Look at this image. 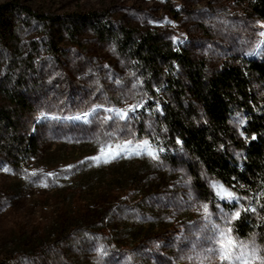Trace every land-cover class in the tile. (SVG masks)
<instances>
[{
	"label": "trees",
	"instance_id": "16d2710c",
	"mask_svg": "<svg viewBox=\"0 0 264 264\" xmlns=\"http://www.w3.org/2000/svg\"><path fill=\"white\" fill-rule=\"evenodd\" d=\"M181 1V10L201 12L207 7L223 13L225 23L233 27L238 26L233 14L238 10L245 25L264 23V0ZM15 10L40 25L41 39L26 42L11 27V20L2 18L12 17ZM89 28L116 49L117 61L106 75L87 76L91 58L72 65L65 59L64 47L80 43ZM0 30V165L30 175L25 167L41 149L34 130L40 125L39 114L55 115V129L62 137L70 135L74 146L83 150L88 143L102 145L115 136V129L125 128L162 147L165 164H178L175 153L184 155L197 186L208 192L206 175L214 199L224 209L233 211L240 204L255 207L256 213L241 211L235 230L242 237L258 230L264 241V209L260 207L264 196H259L264 192V58L235 56L213 63L157 30H144L98 12L77 22L66 21L12 0L0 6ZM43 51L62 56L61 63L39 66ZM126 70L131 79L126 78ZM56 71L60 72L57 77ZM128 85L133 87L134 99L146 103L126 126L119 120L88 126L66 120L94 106H121ZM241 118L245 122L240 133L232 121ZM81 131H86L85 137ZM83 162L45 181L69 203L51 228L52 245L62 248L53 264H107L118 259L122 264L153 263L150 255L157 250L153 243L166 238L172 228L170 212L154 200L151 162L135 164L120 158L116 164ZM213 183L223 184L242 199L238 203L220 200ZM25 256L21 264H35L31 254Z\"/></svg>",
	"mask_w": 264,
	"mask_h": 264
},
{
	"label": "rangeland",
	"instance_id": "374dc122",
	"mask_svg": "<svg viewBox=\"0 0 264 264\" xmlns=\"http://www.w3.org/2000/svg\"><path fill=\"white\" fill-rule=\"evenodd\" d=\"M10 1L0 0V6ZM12 1L51 17L63 16L66 21L77 22L93 12H98L105 18L129 23L144 30L148 28L157 30L169 35L177 46L184 45L191 48L195 53L209 58L213 63H220L235 56L264 58V35H262L264 23L251 22V24L245 25L239 19L241 15L239 10L233 12L238 22V26L233 27L229 23H225L226 18L223 13L212 12L207 7H204L201 12L196 10L190 12V9L181 10L183 7L181 0ZM213 16L218 20L212 21ZM4 17L11 20V27L17 28L16 30L26 42L41 39L43 31L40 25L30 17L17 10L12 13V17L2 16V18ZM64 48L67 53L65 59L71 65L80 59L91 58L93 60L92 67L87 71V73L89 72L87 76L106 75L110 66H113L118 58L115 47L110 43L101 42L90 28L82 35L80 43ZM60 57L43 51L42 57L38 61L39 66L43 64L57 66L61 63ZM59 73V71L54 72V76H59ZM125 75L128 79L132 78L130 70H126ZM137 103L139 102L133 97V87L128 85L122 105L113 107L126 109ZM103 109V107L99 109L100 118L93 117L91 123L69 119L80 116L83 111L77 115L67 116L66 120H71L79 126H88L93 122L108 124L101 119L107 115L102 112ZM129 115L133 116L131 113ZM52 117L56 116L39 114L36 117V122H40V125L34 130L38 134L41 149L39 156L31 160L29 167H25L30 175H26L23 171L14 172L5 165H0V262L2 263L21 264L20 260L24 259L25 255L31 254L36 260L35 264H53L56 254H60L61 246L52 245L54 234L51 228L60 213L68 208L69 203L66 196L54 189L51 184L46 183V180L55 179L59 172L65 171L70 165L90 160L89 158L98 155L101 156V159L92 160L94 164H116L117 158L112 159L106 155L107 148H105L104 154L100 152L101 146L106 142L111 143L115 150L116 144H122L127 140H132L135 143L148 140L152 149H163L152 143L147 137L138 138L135 133L120 132L116 129L114 132L117 133H113L115 136L109 138L102 145L96 146L88 143L84 150L76 148L75 140L70 135L62 137L55 129V119ZM244 122L245 119L241 118L239 121H232V125L241 133ZM81 132V136L85 137L86 131ZM164 152V149L159 152L158 160L147 154H126L120 158L136 161L135 164H138L140 160L151 162L152 182L156 185L155 203H163L164 205H162L170 212L169 227L172 228V232L163 240L153 243L155 246L157 245V250L150 255L153 262L151 264H221L217 251H207L214 246L198 239L199 237H210L213 225L222 229L231 227L233 237L245 244L254 242L261 254L264 255V241H262L258 230L248 237H242L235 230L237 219L230 224H225V215L239 210L243 204L233 211L224 209L214 199L213 191L209 187L211 182L206 175L203 176V180L205 186L209 188L207 193L197 186L195 177L188 166V159L184 155L175 153L179 160L178 164H165L162 160ZM33 173L36 175L33 176ZM48 173L54 175L48 176ZM45 183L47 187L44 186ZM204 204H208L210 219H205L202 207ZM243 206L246 208L245 205ZM26 238L29 241L22 242V239ZM119 260L118 262L110 260L107 264H122Z\"/></svg>",
	"mask_w": 264,
	"mask_h": 264
},
{
	"label": "snow or ice",
	"instance_id": "6c2138e0",
	"mask_svg": "<svg viewBox=\"0 0 264 264\" xmlns=\"http://www.w3.org/2000/svg\"><path fill=\"white\" fill-rule=\"evenodd\" d=\"M264 35V33H262ZM134 75V74H133ZM119 83V81H117ZM142 83V82H141ZM146 103V101L144 102ZM144 103H137L130 105L128 108H104V112L107 115H104L101 119L104 123L115 122L117 120L123 121L125 126L130 119L133 118L135 113L144 107ZM103 106L98 105L90 111L83 112L80 116L70 117L69 119L82 120L85 123H91L93 117L100 118L99 109ZM133 114L130 116L129 114ZM47 118V117H42ZM56 119V117H52ZM120 132H124L125 128L119 129ZM255 139V137H253ZM180 143V141H178ZM223 147V146H222ZM105 148L108 149L107 156H110L112 159L121 158L126 154H147L154 159H159V152L163 149H152L150 142L144 140L141 143H135L132 140L124 141L122 144H116L115 150H113L112 144L106 142L101 146L100 152L104 154ZM90 160H100L101 156L89 158ZM105 162H108L105 160ZM81 163H84L83 161ZM74 166H68L70 170ZM8 171V169H5ZM33 176L36 173L32 174ZM48 176L54 175L53 173H48ZM47 187V184H44ZM213 189L215 190V196L222 201L236 202L238 203L242 198L239 197L234 191L225 187L223 184L213 183ZM243 187V186H241ZM259 196H264V192L259 193ZM243 199H249L247 197ZM204 216L205 219H210L211 214L208 211V204H204ZM264 209V204L260 205ZM241 211L256 213L257 209L255 207L245 208L243 205L240 206L239 210L234 211L233 213L225 215V224H230L233 220L239 219L241 217ZM233 229L231 227L219 228V226L213 225L212 235L210 237H199L204 243L212 244L214 247L207 249V251H217L219 254V259L221 264H264V255L261 254L259 248L253 242L252 244H245L242 241H239L237 238L232 236ZM195 247V245H193ZM102 251V249H101Z\"/></svg>",
	"mask_w": 264,
	"mask_h": 264
}]
</instances>
